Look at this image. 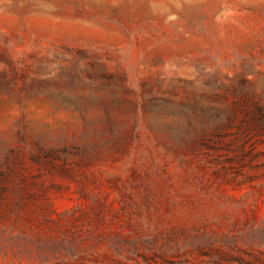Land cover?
Here are the masks:
<instances>
[{"label":"rangeland","instance_id":"rangeland-1","mask_svg":"<svg viewBox=\"0 0 264 264\" xmlns=\"http://www.w3.org/2000/svg\"><path fill=\"white\" fill-rule=\"evenodd\" d=\"M0 264H264V0H0Z\"/></svg>","mask_w":264,"mask_h":264}]
</instances>
